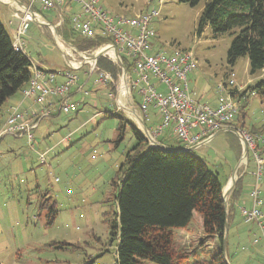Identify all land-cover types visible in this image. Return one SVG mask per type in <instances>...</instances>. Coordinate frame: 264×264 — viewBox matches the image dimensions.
I'll list each match as a JSON object with an SVG mask.
<instances>
[{
	"label": "rangeland",
	"instance_id": "rangeland-1",
	"mask_svg": "<svg viewBox=\"0 0 264 264\" xmlns=\"http://www.w3.org/2000/svg\"><path fill=\"white\" fill-rule=\"evenodd\" d=\"M101 5L111 15L129 18L147 9L158 10L159 16L153 23L156 35L152 43L157 50L168 54L177 50L194 53L198 68L189 76L190 85L196 83L198 98L206 103L208 96L212 99L219 96V86L227 82L231 73L238 84L251 88L264 78V73L250 74L246 57L240 58L234 66L229 64L228 51L234 35L228 33L216 38L210 25L198 35L197 26L205 2L193 7L181 0H165L163 4L159 0H101ZM12 14L10 7L0 2V20L11 36L13 29L8 27V22ZM43 17L51 23L56 20L53 13H44ZM36 24L35 21L30 24L27 34L33 59L45 63L47 68L65 71L67 63L54 37L50 36L53 34L51 29L47 28L44 33ZM76 74L85 80L84 71ZM95 76L97 74L93 73L90 85L84 90L87 95H76L73 100L81 102L78 112L60 113L42 121L35 132L33 149L26 139L0 133V264H83L88 259L95 264H117V242H111L110 237V219L116 210L117 192L113 182L118 181L125 156L136 144L131 125L139 127L116 102L122 87V70L116 84V96L108 88L111 84L106 89H98ZM250 80L254 82L252 85ZM249 97L245 126L248 129L263 128L264 136V98L253 93ZM128 99V93L124 96L120 93L119 105L129 109ZM8 104L0 113V132L9 114ZM117 112L130 123L120 143H117L119 119L110 117ZM146 127L150 129L151 124L146 122ZM234 145L237 144L232 136L221 134L214 143L196 151L223 184L241 168H237L240 155ZM41 154L46 155L45 163L39 159ZM248 155L249 168H242L246 179L251 173L254 176L257 173L253 157L250 153ZM256 182L255 176L252 188ZM260 185L264 214V176ZM227 188L225 186L224 192ZM245 194L243 191L241 198H249ZM44 195L47 198H43ZM46 199L54 202L59 211L52 226L46 225L47 210L38 213L39 202ZM240 219L237 218L238 225L228 240L229 264H264V240L259 225L254 222L246 224ZM201 220L202 217L196 215L187 229L175 232L177 251L202 254L203 258L189 256L193 261L209 259L218 247L217 240H204ZM243 233L242 237L240 234ZM259 237L261 241L255 245V239ZM242 238L245 251L241 250L243 244L241 246L239 239ZM251 242L257 248L254 253L250 251ZM59 243L74 247L60 249ZM139 264L154 263L141 260Z\"/></svg>",
	"mask_w": 264,
	"mask_h": 264
},
{
	"label": "trees",
	"instance_id": "trees-1",
	"mask_svg": "<svg viewBox=\"0 0 264 264\" xmlns=\"http://www.w3.org/2000/svg\"><path fill=\"white\" fill-rule=\"evenodd\" d=\"M181 2L193 7L205 2L197 26L198 35L207 25H210L216 38L228 33L234 35L228 51L231 66L246 57L252 76L264 73V0ZM58 31L81 52L110 42L109 38L101 35L92 40L82 38L72 29L68 20ZM13 40L0 20V113L7 101L25 88L32 77L31 58L24 52L15 51ZM122 59L126 72L130 73L129 59ZM97 66L112 74L113 82L108 88L116 96L121 68L106 58H100ZM249 89L251 93L264 98V78ZM243 111L244 106L240 116ZM110 117L119 119L117 143H120L130 123L119 112L110 114ZM131 129L136 144L125 156L118 181L113 182L117 192L116 210L110 219V237L111 242H117V264H139L141 260L154 264H227L223 250L227 218L224 184L217 174L211 172L206 162L194 151H186L182 144L173 146V152H165L150 147L146 137L134 125H131ZM248 130L254 135L263 136V128ZM259 151L264 153V144L259 143ZM242 194V181L238 180L228 201L229 227L236 211L235 204ZM43 198H47L46 195ZM46 210V225L52 226L59 211L54 202L41 200L39 215ZM196 215L202 217L204 240L215 239L218 242L210 258L206 257L202 261L189 258H196V255L203 258L202 254H197L198 251L189 254L177 251L175 246V231L187 229ZM228 240L229 234L227 248ZM58 245L60 249L74 247L69 243ZM83 264L95 262L88 259Z\"/></svg>",
	"mask_w": 264,
	"mask_h": 264
},
{
	"label": "built area",
	"instance_id": "built-area-1",
	"mask_svg": "<svg viewBox=\"0 0 264 264\" xmlns=\"http://www.w3.org/2000/svg\"><path fill=\"white\" fill-rule=\"evenodd\" d=\"M164 1L159 0V3L163 4ZM7 2L17 5L14 0ZM74 7H77L76 11H71ZM18 9L24 16H17L20 23L17 34L13 37V48L17 52L26 53L24 38L30 24L37 18L36 11L53 12L57 20L56 28L63 26L68 20L72 29L82 38L92 40L101 35L109 38L110 42L83 52L73 47V55H78L82 60L76 62L71 70H44L32 63L31 80L22 89V101L10 109L0 132L3 136L26 139L33 149L35 132L41 122L52 115V108L56 107L59 113L65 115L79 111L81 102L73 101L71 94L75 88L78 94L87 95L76 74L80 63L89 65L90 75L97 74L98 87H106L113 82L112 74L98 68V61L95 62L94 58L102 54L101 58H106L120 67L122 57H126L131 64V71L127 73L128 90L122 95L128 93L129 109L139 115L145 124L149 121L152 111L159 116V123L148 129L152 139L158 140L166 130L172 129L177 141L188 149L206 143L220 130H235L243 145L247 146L248 154L253 157L257 168V182L249 195L253 201L252 206L240 207V214L246 224L254 222L259 225L264 240V214L260 199L264 156L259 151V143L264 144V136L254 135L245 128L234 127L235 119L241 111L240 97L245 90H240L237 86L234 73L229 75L226 83L219 86L216 107L197 100L196 93L191 90L189 84V76L198 68L194 53L190 50H177L168 54L157 50L152 43L156 35L153 23L159 16L156 9H147L131 18L109 14L101 5V0H30L27 8ZM115 51L120 60L116 58ZM60 77L64 79L63 82L58 81ZM30 100L41 107V110L22 109ZM130 117L141 129L139 122ZM248 156L243 157L246 164ZM39 159L42 163L46 162L44 154H41ZM260 241L261 237L256 238L255 244Z\"/></svg>",
	"mask_w": 264,
	"mask_h": 264
},
{
	"label": "crops",
	"instance_id": "crops-1",
	"mask_svg": "<svg viewBox=\"0 0 264 264\" xmlns=\"http://www.w3.org/2000/svg\"><path fill=\"white\" fill-rule=\"evenodd\" d=\"M15 1V0H14ZM0 2L1 3H3V4H5V5H8L9 7H10V9L12 10V17H11V20L8 22V27L10 28V27H12V37H14V36H16V34H17V30H18V27H19V19H18V17L17 16H20V17H23L24 16V14L22 13V12H20L19 11V9H18V7H20V8H22V9H24V8H27L28 6H29V4L28 3H30V0H16L15 2H18V3H16L17 5H12L11 4V2H7V0H0ZM25 4H27V5H25ZM76 8L77 7H74L71 11H76ZM36 13H37V16H35V17H37V18H35L34 19V21H35V23H37L36 25L40 28V29H42V31H44V33H46V30H47V28H49V29H51V31H52V33L53 34H50V36L51 37H54V39H55V43H56V45H57V47L60 49V51L62 52V54H63V56H64V59L66 60V63H67V65H66V70L65 71H67V70H71V68L74 66V65H76L75 63L76 62H78V55H73V53H72V51H74V48L73 47H75V46H73L71 43H69V42H67L64 38H63V36L61 35V33H59V31H58V36H56L55 35V31H54V28H55V26H56V22H57V20H55V22H53V23H51V22H48L47 20H45V18L43 17V14L44 13H53V12H43V13H41V12H39V11H36ZM54 14V13H53ZM56 16V15H55ZM33 21V22H34ZM32 22V23H33ZM63 26H61V27H59V28H57V29H60V28H62ZM45 28V29H44ZM44 29V30H43ZM27 34H28V32H27ZM24 42H25V46H26V54H28V56L31 58V60H32V62L33 63H35V64H37V66H39L40 68H42V69H44V70H50V71H55V69H53V67H50V68H47L41 61H38V60H35V59H33V57H32V53H31V45H30V43H29V39H28V37H27V35H26V37L24 38ZM73 46V47H72ZM76 48V47H75ZM51 66H53V64H51ZM77 70H76V72L77 71H84V74H85V80L84 81H82L81 79H80V82H79V84L81 85V86H83L84 87V90H85V88H86V86H88V85H90V82H91V76H90V67H89V65L88 64H81L80 63V65H78L77 66ZM96 78H97V76H95V80H94V83L96 84ZM257 79H259L258 77H257ZM256 79V80H257ZM63 78H59L58 79V81L59 82H63ZM191 81V80H190ZM257 82V81H256ZM192 83V82H191ZM254 82H251V80H250V84L252 85ZM190 84V83H189ZM97 86V85H96ZM190 86H192V85H190ZM237 86L240 88V90H242V89H245L244 90V92H242V94L243 93H245L244 95H241V97H240V100H241V108L244 106V111L242 112V116H240V114H239V116H237L236 117V119H235V122H234V127L235 126H238V127H243V125L245 126V119H246V108H247V106H248V104H245L246 103V101H248L249 102V100H248V97L251 95V91H250V87L249 86H245L244 84H238L237 83ZM98 87V86H97ZM190 88H192L193 90H195V93H196V83L194 84V86H192V87H190ZM98 89H106V87H98ZM108 94V93H107ZM76 95H79L77 92H76V89L74 88V90L72 91V94H71V98L74 100V98L76 97ZM108 96H109V94H108ZM198 94L196 93V98H197V100H199L200 102H202V103H205V104H208V105H210V106H212V107H216L217 105H218V97L216 98H214V99H212L210 96H208V98H207V101L209 102H204L202 99H200V98H198ZM22 90L20 91V92H18L14 97H12L10 100H8L7 101V103H9L8 104V108H7V112H10V109L11 108H13L14 106H16L19 102H21L22 101ZM250 98V97H249ZM116 102H117V100H116ZM6 103V104H7ZM117 105H118V107H119V104H118V102H117ZM32 108H34V109H36V110H38V111H40L41 110V107H39V106H36L35 104H34V102L33 101H28V102H26L23 106H22V109H25V110H27V109H32ZM52 110V115L50 116V117H48V118H52V117H54V115H56V114H60L59 113V109H57L56 107H54V108H52L51 109ZM241 112V111H240ZM8 114V113H7ZM45 119H47V118H45ZM44 119V120H45ZM243 121H242V120ZM147 122H149L150 124H151V128L152 127H154L155 125H157L158 123H159V116L155 113V112H151L150 113V119H149V121H147ZM42 123V122H41ZM4 125V124H3ZM236 128V127H235ZM243 128H245V129H247L248 130V128L245 126V127H243ZM252 129H257V128H255V127H253ZM221 134H226V135H230V136H232L234 139H235V142H236V144L237 145H234L235 146V150H238L239 151V155H240V158L239 159H237V160H239V164H238V166H237V168H239V167H241V168H239L240 169V171L238 172V173H236V179H237V181H236V183L238 182V180H240V181H242V185H243V191H246V194L245 195H250V192H251V190H252V186H251V184L254 182V180H255V176H254V173H251V176L248 178V179H246L245 178V176H246V173H245V171H242V168H244V167H246V168H249V165H248V163H249V158H248V162H247V164L243 161V143H242V141H241V139L239 138V136L237 135V133L235 132V130L233 129V128H229V129H224V130H220V131H218L217 133H215L214 134V136L210 139V140H208L206 143H204V144H202V145H198V146H195V147H192L193 149H194V152H195V154L197 155V153H196V151H199V150H201V149H203L204 147H207V146H209V145H211L212 143H214L217 139H218V136L219 135H221ZM158 140H159V142L161 141V142H163V143H165V145L164 144H162L161 142V144L162 145H164V146H166V147H168V148H170L171 150H175L174 148H173V146H178L179 145V142L177 141V139H176V137L172 134V129H168V130H166V132L165 133H163V135H161L159 138H158ZM46 156V155H45ZM198 156V155H197ZM202 160H204V159H202ZM45 161H46V157H45ZM205 161V160H204ZM254 161V160H253ZM206 162V161H205ZM254 163V162H253ZM207 164V163H206ZM254 165H256V164H254ZM237 172V171H236ZM234 174H235V172L233 173V175L229 178V180L227 181V183L226 184H224V188H225V186H227L228 188L230 187V185H231V181H232V178H233V176H234ZM236 185V184H235ZM262 185V184H261ZM261 185H260V189H261ZM235 187V186H234ZM227 188V189H228ZM234 189V188H233ZM232 192H233V190H232ZM231 192V193H232ZM230 196H231V194H230ZM244 196V195H243ZM229 199H230V197H229ZM229 201V200H228ZM252 203H253V201H252V199L250 198V196H249V198H244V197H242V198H240L239 200H238V202H236V204H235V209H236V211H235V213H234V215H233V220H232V222H231V226L229 227V238H230V233L233 231V229H234V227H236L237 225H238V223H237V218H241L242 219V217H241V214H240V207H251L252 206ZM263 212V211H262ZM240 219V220H241ZM242 222H243V220H242ZM243 224H245V223H243ZM246 225V224H245ZM252 230V229H251ZM244 231V230H243ZM248 232H249V234H252L251 232H250V228H248V230H247ZM176 232V231H175ZM180 232H183V230H180ZM179 233V232H178ZM245 234L246 235H248L247 234V232H245ZM244 233L243 234H240L242 237H243V235H245ZM234 235H235V233H234ZM240 241H241V246H242V244H243V247H242V249L241 250H243V251H245L246 250V248H245V245H244V243H245V241L243 240V238L242 239H239ZM251 246H250V251H251V253H254V252H256L257 251V248H256V246H253L252 245V242H251V244H250ZM255 245H257V244H255Z\"/></svg>",
	"mask_w": 264,
	"mask_h": 264
},
{
	"label": "water",
	"instance_id": "water-1",
	"mask_svg": "<svg viewBox=\"0 0 264 264\" xmlns=\"http://www.w3.org/2000/svg\"><path fill=\"white\" fill-rule=\"evenodd\" d=\"M16 1V0H15ZM18 3V2H16ZM31 14H33L31 12ZM54 31H55V35L58 36V29L55 27L54 28ZM115 55H116V58L118 60H120V57H119V54L117 53V51H115ZM103 55L102 54H99L98 56H96L94 58L95 62L98 61V59H100ZM120 67H121V70H122V80H123V86L119 92V95L120 93H123L125 91L128 90V80H127V72H126V69H125V66H124V63L122 61H120ZM119 95L117 97V102L119 104ZM120 108H122L125 112H128L130 116L134 117L140 124L141 126V129L140 131L143 133V135L146 137V139L148 140L149 144H150V147H154V148H158L162 151H165V152H173V150H171L170 148L162 145L158 140H154L152 139V137L150 136V133H149V130L148 128L146 127V124L144 123L143 119L137 115L133 110H130V109H127L125 108L124 106H121L119 105ZM186 151H194L193 148H188L186 149ZM248 156V148L246 145H243V156L242 157H247ZM236 172L232 178V181H231V185L230 187L225 190L224 192V203H225V209H226V213H227V218H226V227H225V235H224V240H223V250H224V255H225V258H226V261H227V264H229L228 262V257H227V238H228V233H229V212H228V200H229V197H230V194L236 184Z\"/></svg>",
	"mask_w": 264,
	"mask_h": 264
}]
</instances>
